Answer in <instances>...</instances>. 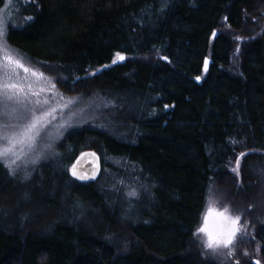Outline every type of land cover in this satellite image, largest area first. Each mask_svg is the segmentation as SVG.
<instances>
[{
  "label": "trees",
  "instance_id": "trees-1",
  "mask_svg": "<svg viewBox=\"0 0 264 264\" xmlns=\"http://www.w3.org/2000/svg\"><path fill=\"white\" fill-rule=\"evenodd\" d=\"M22 17L7 44L73 109L104 106L26 179L0 162V264H219L195 240L210 186L253 213L259 256L237 264H264V0H25ZM86 151L101 169L83 181Z\"/></svg>",
  "mask_w": 264,
  "mask_h": 264
},
{
  "label": "rangeland",
  "instance_id": "rangeland-1",
  "mask_svg": "<svg viewBox=\"0 0 264 264\" xmlns=\"http://www.w3.org/2000/svg\"><path fill=\"white\" fill-rule=\"evenodd\" d=\"M24 1L4 0L0 7V21L3 22L4 30V36L0 38V162L4 163L12 175L17 169H23L18 170L23 172L19 175L22 179H26L27 174L37 172L43 163L54 160L58 143L71 126L97 120V111L104 106L101 98L94 97L88 101L89 104L82 105H89L86 109H73L72 100L58 92L49 74L44 73L36 62L22 58L7 44L8 28L25 19H18L19 4ZM5 56L19 60L24 67L9 63ZM119 59L120 55L115 54L114 61ZM97 70L89 71L86 76L93 75ZM9 83L20 85L22 90L2 87ZM104 168L108 171L109 166ZM260 180L263 182V176H260ZM125 181L122 179L120 182L122 189L130 186ZM111 188H115L114 183ZM227 194L224 188L212 191L210 186L204 212L195 229L196 244L204 257L219 264H237L246 259H255L259 256V243L251 222L254 219L253 213L250 209L247 213L244 205L232 204L226 199ZM257 202L254 211L256 217L260 218L264 215V198ZM216 213L225 215L222 217ZM236 216L240 217V231L233 243L229 247L215 244L209 247L208 234L200 231L204 227L205 217H208L209 227L214 234L223 237L232 227L229 218Z\"/></svg>",
  "mask_w": 264,
  "mask_h": 264
},
{
  "label": "snow or ice",
  "instance_id": "snow-or-ice-1",
  "mask_svg": "<svg viewBox=\"0 0 264 264\" xmlns=\"http://www.w3.org/2000/svg\"><path fill=\"white\" fill-rule=\"evenodd\" d=\"M4 36V30H3V22L0 21V38H2ZM2 47V46H0ZM119 55V54H117ZM120 59H123L122 56H120ZM5 60L8 61L11 64H14L16 67L19 68H23L24 66L20 63L19 60H14L11 56H5ZM25 71H28L27 68L24 69ZM3 88L7 89V88H11L14 90H22L21 86L15 83H9V84H5L2 85ZM241 155H244L243 153ZM237 164H239V161H237ZM75 168V166H73ZM73 175H76L75 171H73ZM81 179H83L84 177H80ZM129 195L131 196H135L136 193L130 192ZM216 215L218 216H224V213H216ZM229 221L232 225L231 229L228 231V233L226 235H224L223 237L218 236L216 234H214L213 230L209 227V219L208 217H205V224L204 227H202L200 229V231L205 232L208 234L209 237V247H213V245L215 244L216 246H224V247H229L232 243L233 240L236 236V234L240 231V217L236 216V217H231L229 218ZM256 264H260L259 261H256Z\"/></svg>",
  "mask_w": 264,
  "mask_h": 264
},
{
  "label": "water",
  "instance_id": "water-1",
  "mask_svg": "<svg viewBox=\"0 0 264 264\" xmlns=\"http://www.w3.org/2000/svg\"><path fill=\"white\" fill-rule=\"evenodd\" d=\"M208 58L205 60L204 70L207 69ZM75 166V168L73 167ZM72 166V173L75 171L76 177L80 180L87 181L95 179L101 169V161L96 153L93 151H86L82 153ZM80 177H84L81 179Z\"/></svg>",
  "mask_w": 264,
  "mask_h": 264
},
{
  "label": "bare ground",
  "instance_id": "bare-ground-1",
  "mask_svg": "<svg viewBox=\"0 0 264 264\" xmlns=\"http://www.w3.org/2000/svg\"><path fill=\"white\" fill-rule=\"evenodd\" d=\"M208 58V57H207ZM209 59V58H208ZM206 60V59H205Z\"/></svg>",
  "mask_w": 264,
  "mask_h": 264
}]
</instances>
